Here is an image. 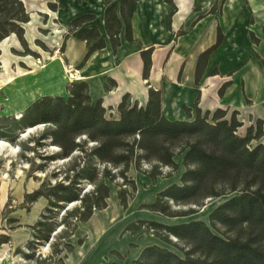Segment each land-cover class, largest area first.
Instances as JSON below:
<instances>
[{"label": "trees", "instance_id": "16d2710c", "mask_svg": "<svg viewBox=\"0 0 264 264\" xmlns=\"http://www.w3.org/2000/svg\"><path fill=\"white\" fill-rule=\"evenodd\" d=\"M140 1L104 0L105 37L97 26L85 27L96 20L95 15L84 14L70 22L68 36L75 34L77 40L86 43L85 61L107 47L106 39L116 54L123 31L127 42L138 43L133 37L132 19ZM161 1L174 9L170 14L171 21L177 11L175 3L173 0ZM48 6L54 12L63 8L52 3ZM210 14H215V10L212 9ZM30 20V13L22 0H0V42L15 35L27 48L24 26ZM184 34L182 32L180 36ZM222 41L223 35L218 28L216 43L197 60V86L210 56ZM153 52V47L141 52L144 80L150 78ZM217 74L215 69L212 75ZM227 86L221 88L220 96ZM66 91L67 97L38 99L21 118L6 119L11 121L10 126H0V138H5L16 130H27L39 124L50 125L51 130L41 137V141L50 140L52 146L59 148V154L44 157L48 160L72 159L79 151L87 153L86 157L79 158L82 165L72 166L65 174L63 181L66 183L57 182L48 192H45L47 184L43 183L39 190L26 195L29 203H36L42 197L49 200V207L31 227L33 241L28 246L30 250L35 251L39 245L49 243L60 226L68 225L69 218H73L74 224L68 233H64L66 239L75 233L78 224L87 223L95 211L106 209L110 198L106 180L113 182L121 178L136 190L135 182L128 179L132 168L141 171L143 164L150 165L151 171L146 174L156 182L162 167L177 172L176 158L182 156L185 171L180 184H173L159 193L156 201L147 206L151 212L168 218H185L197 214L198 210L174 211L171 204L201 208L207 200L229 199L210 215V226L197 220L176 225L140 221L128 226L125 232L135 235L148 225L160 241L183 254L180 256L153 245L146 247L131 264H264L263 121L249 127L245 136L239 135L238 129L243 125L237 120L236 111L231 114L222 109L203 112L198 107L199 99L194 116L192 110L186 108V120H170L163 111L162 91L153 88L149 89L144 106L134 101L129 93L123 95L117 108L118 118H113L107 116L108 109L102 100L93 102L88 83L75 82ZM89 145L90 149L87 148ZM112 169L117 170V174H113ZM84 183H89L93 190L83 193L80 186ZM119 199L127 208L126 191L120 192ZM74 203L79 206L66 211L58 224L56 210L63 209L64 204ZM170 237L177 241L173 242ZM9 242L7 236L0 238V246ZM64 248L69 252L73 250L69 243L64 244ZM61 252L57 251L58 254ZM17 253L26 260H33L35 252L24 254L18 249Z\"/></svg>", "mask_w": 264, "mask_h": 264}, {"label": "rangeland", "instance_id": "374dc122", "mask_svg": "<svg viewBox=\"0 0 264 264\" xmlns=\"http://www.w3.org/2000/svg\"><path fill=\"white\" fill-rule=\"evenodd\" d=\"M23 1L30 15H36L37 17L33 18L31 23L32 25L34 24L33 26H29V28L25 26L27 30H25L24 40L27 43V48L24 47L17 36L14 35L18 45L10 47L5 54L0 50V89H2L0 91V126H10L11 121L6 119L18 118L15 112L11 114L9 111L6 112L10 106L7 94L8 86H2L3 83L1 80L4 81L10 76H14L18 80L20 76L19 72H31L33 67L29 65L27 60L23 59L32 58L35 61H40L38 66H43L49 64V59L51 57H55L62 63L64 69L71 70L80 77H83V80H73L65 85V93L63 94L65 97L68 95L66 90L71 84L75 82H87L84 79L85 75L80 74L87 63L85 57L80 65L71 69L64 55L68 47H77V44H73L72 42H75L76 35L70 34V36H68L70 22L76 18H70L68 11L74 6L68 2L64 4L60 0ZM74 2H76L78 6H85L88 9L97 6L94 0H75ZM224 2L225 0L214 2L211 5V10L214 9L215 13H217L224 5ZM50 3L62 5L63 8L58 10L61 13L59 12L60 14L55 15V17L52 16V14L56 12L49 8L48 5ZM172 10L174 11L173 8ZM79 16L81 15L77 17ZM171 21L169 17L170 30ZM184 30L185 29H181L174 34L172 43L170 44L173 49L177 45L178 38L181 37L180 34L186 32ZM30 31L36 32L38 37L34 40V45H30L28 41L27 33ZM101 32L103 35L104 31L102 30ZM66 37L68 38L66 39ZM72 38H74V40ZM251 40L254 44L258 43L253 33L251 34ZM63 46H65L64 53L61 52ZM151 47L154 48L152 56L154 59V53L162 51L165 45L160 42L155 46H147L144 49ZM28 51L30 53H27ZM17 57L22 58V61ZM5 59L8 60L7 70L4 68L3 61ZM170 62H172L171 57L169 58L168 55L162 58L160 65L161 74L163 72L166 73L170 69ZM153 65L154 60H152V66ZM151 74L152 70L150 76ZM211 76L212 74H210L209 77ZM145 86L151 88L150 80H146ZM110 87L111 89L108 91L111 92L115 85L110 83ZM157 88H159V86H157ZM93 102L95 103L96 101L93 100ZM194 106L196 107V105ZM24 110L19 111L18 114H24ZM228 111L230 114L234 112V110L230 109ZM236 112L237 120L243 125L238 129L239 135L245 136L247 129L251 126H257L259 121H263L264 129L263 116L259 118L250 116L247 113ZM107 116L118 118V115L113 114L112 110H108ZM33 128H35L34 131L27 135H24L26 134V129H21L16 130L14 133H10V135L5 138H0V140L7 144V147L0 148V238L2 236L10 238L8 244L0 246V264H131L139 258L141 252L146 247L153 245L164 247L183 256L176 248L160 241L156 236L157 233L151 231L148 225L143 226L140 232L135 235L125 232V229L140 221L176 225L197 220L210 226V215L217 207L229 199V197H223L216 200H207L205 205L201 208L171 204L172 210L174 211L186 212L192 208L198 210L197 214L185 218H168L151 212L147 206H150L156 201L159 193L173 184H180L181 176L185 169L182 165V156H180L176 158V162L179 164V170L177 172H173L170 168L162 167L159 170L161 173L160 176L156 178V182H153V179L146 174L151 171V166L143 164L141 166V171H136L132 168L128 173V179L129 181L135 182L136 190H133L132 187L121 178H116L113 182L106 180L105 183L110 189V198L107 200L108 206L106 209L95 211L92 218L87 223L78 224L75 233L69 239H66L64 238V233H68L69 231L67 230H71L74 224L73 218H69L68 225H65V227L60 226L53 234V238L49 243H43L39 245L35 251H32L28 248L29 244L33 241L31 227L41 219V215L45 212V209L49 207V200L46 197H42L36 203H29L25 199L26 195L39 190L43 183H45V185L47 184L45 192H48L49 188L54 186L57 182L66 183L63 181L65 174L72 166L82 165L83 161L79 160V158H84L87 154L79 151L73 155L72 159L56 161L45 159L44 157H51L59 154V148L52 146L50 140L41 141V137L51 130L52 127L47 124H39ZM261 143L264 144V138L261 140ZM254 144L256 145L257 143ZM87 148L90 149L91 145ZM98 168L103 170L102 166H98ZM117 172V170L112 169L113 174H117ZM80 187L83 193H89L93 190V187L89 183H84ZM121 191L127 192V208L122 205L119 199ZM78 206L79 203L70 205L64 204L63 209L56 210L58 211L56 222L59 224L66 211H72ZM163 233L164 232L160 234ZM170 239L173 242L177 241L173 237H170ZM66 243L73 246L72 252L64 248V244ZM18 249L24 254L35 252L33 260H26L22 254L17 253ZM60 250H62V252L58 254L57 251L59 252Z\"/></svg>", "mask_w": 264, "mask_h": 264}, {"label": "crops", "instance_id": "0c3cea01", "mask_svg": "<svg viewBox=\"0 0 264 264\" xmlns=\"http://www.w3.org/2000/svg\"><path fill=\"white\" fill-rule=\"evenodd\" d=\"M60 1L74 6L68 11L70 18L82 14L95 15L96 20L85 27L97 26L100 32L104 31L103 37L106 36L104 0H94L97 6L89 9L78 6L75 0ZM216 1L174 0L177 11L172 17L170 30L172 8L159 0H141L132 19L133 37L138 43L127 42L123 31L121 46L115 54L106 39L107 47L93 53L80 72L85 75L92 100H102L104 106L116 115L118 105L127 93L140 105H146L150 87L145 86L146 80L143 79L141 52L147 46L161 42L165 47L154 53L149 80L151 88L162 91L163 111L168 119L186 120V108L191 109L194 116V105L198 99V107L203 112L230 109L264 117V0H225L217 13L209 14ZM218 28L224 40L210 56L204 77L197 86V60L201 53L216 43ZM181 29L186 32L178 38L173 49L170 46L173 36ZM252 33L258 40L257 44L251 40ZM76 40L72 42L77 47H68L64 54L71 69L80 65L88 52L86 43ZM166 55L172 62L170 69L161 74V60ZM215 69L218 74L209 77ZM110 80L115 85L111 92L108 91L111 89ZM225 84L228 86L220 96L219 91Z\"/></svg>", "mask_w": 264, "mask_h": 264}, {"label": "bare ground", "instance_id": "6f19581e", "mask_svg": "<svg viewBox=\"0 0 264 264\" xmlns=\"http://www.w3.org/2000/svg\"><path fill=\"white\" fill-rule=\"evenodd\" d=\"M50 12V11H48ZM52 14V13H51ZM56 14H52L55 17ZM37 16L34 15L33 18ZM37 22V21H36ZM34 25V24H33ZM31 23L25 26H33ZM27 30V29H26ZM35 30V29H34ZM28 34V41L30 45H34V40L37 37L36 32L30 31ZM14 38V39H13ZM18 43L14 35L6 38L4 41L0 42V50L7 52L10 47L17 46ZM19 58V57H17ZM22 61V58H19ZM29 65L33 67V70L21 71L19 72L18 80L14 76L7 77L6 80L1 82L2 86H8V98L10 106L6 110L9 113L15 112L18 116L19 111L24 110L29 106L34 100L42 96H57L61 95L64 92L65 85L70 81H79L83 80L77 73H74L71 70L64 69L62 63L57 60L55 57H51L48 65L38 66L40 61H35L32 58H26ZM5 70L8 69V60L4 61ZM2 68V67H1ZM70 68V67H69ZM2 89H0L1 91ZM35 128H28L26 130L27 135L32 133ZM7 147V144L0 140V148ZM34 187V186H33ZM32 189V188H31ZM19 191V190H18ZM21 191V190H20ZM40 205V204H39ZM20 236V235H19ZM18 237V236H17ZM21 241V240H20Z\"/></svg>", "mask_w": 264, "mask_h": 264}, {"label": "water", "instance_id": "95a60500", "mask_svg": "<svg viewBox=\"0 0 264 264\" xmlns=\"http://www.w3.org/2000/svg\"><path fill=\"white\" fill-rule=\"evenodd\" d=\"M22 2L24 3V1H23V0H22ZM30 18H31V20H30V22H29L28 24L32 23V21H33L32 15H30ZM28 24H26V25H28ZM24 29L26 30L25 26H24ZM104 107H105V106H104ZM22 115H23V114H20V115L18 116V118H17V119L21 118V117H22Z\"/></svg>", "mask_w": 264, "mask_h": 264}]
</instances>
